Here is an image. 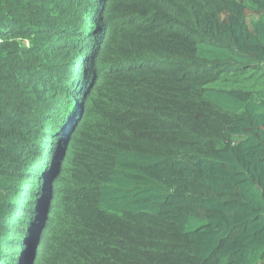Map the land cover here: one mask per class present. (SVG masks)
I'll list each match as a JSON object with an SVG mask.
<instances>
[{
	"label": "trees",
	"instance_id": "trees-1",
	"mask_svg": "<svg viewBox=\"0 0 264 264\" xmlns=\"http://www.w3.org/2000/svg\"><path fill=\"white\" fill-rule=\"evenodd\" d=\"M0 264H264V0H0Z\"/></svg>",
	"mask_w": 264,
	"mask_h": 264
}]
</instances>
